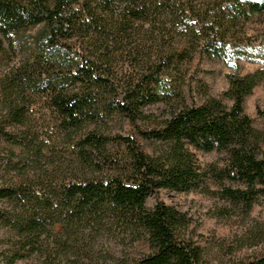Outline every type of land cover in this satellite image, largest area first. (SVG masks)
Listing matches in <instances>:
<instances>
[{"label":"trees","instance_id":"1","mask_svg":"<svg viewBox=\"0 0 264 264\" xmlns=\"http://www.w3.org/2000/svg\"><path fill=\"white\" fill-rule=\"evenodd\" d=\"M208 5L207 0H0V59L5 44L23 53L0 72V143L42 155L44 144L26 130L34 97L45 99L64 137L93 126L76 144L86 164L77 174L44 170L0 185L1 264L91 262L103 233H113L116 264H206L188 235L187 215L162 202L147 207L149 195L206 193L245 216L255 204L264 210V131L243 108L264 81V69L227 76L223 96L229 108L207 94L199 105H187L177 79L198 51L225 57V38L240 21L264 15V0ZM234 55L246 57L242 50ZM160 102L169 108L164 120L138 130L156 144L152 154L128 137L103 133L113 116L133 125L146 118V106ZM13 127L25 130L18 135L8 130ZM110 143L124 146L126 157L115 158L112 171L103 173L91 153L105 154ZM212 152L224 155L222 165L201 166L197 155ZM127 243L145 251L132 257L124 250ZM218 264H264V220L235 235L228 260Z\"/></svg>","mask_w":264,"mask_h":264},{"label":"rangeland","instance_id":"2","mask_svg":"<svg viewBox=\"0 0 264 264\" xmlns=\"http://www.w3.org/2000/svg\"><path fill=\"white\" fill-rule=\"evenodd\" d=\"M208 7L212 8V0ZM209 9V10H210ZM11 48L5 44V53L0 59V72L11 67L22 57V51L18 46ZM242 50L246 57H239L233 52ZM225 57L219 59L198 51L194 59L181 67V73L177 79L182 85V95L187 105H199L204 99V94L222 100L228 108L231 102L223 94L228 88L227 76H245L257 70L264 69V15H251L247 21H240L235 27L233 34L225 38ZM233 58V59H232ZM4 99L0 95V104ZM26 130H31L38 141L42 142L44 149L40 157H35L30 152L24 151L5 142L0 143V185L8 181H18L23 176L30 179L43 174L44 170H56L64 176L70 177L83 170L86 165L79 159L76 144L81 135L92 129L80 131L70 138L64 137L63 133L56 128L55 114L48 108L44 98L34 97L29 102ZM1 106V105H0ZM244 113L252 120L255 128L264 131V81L257 85L251 94L245 99ZM169 108L162 102L148 105L144 108L146 118L130 124L124 117L113 116L105 125L102 131L106 136L128 137L135 141L140 149L146 154H152L156 147L151 141L143 139L138 130L146 131L154 128L157 123L164 120ZM1 121V119H0ZM15 134H20L23 128H8ZM124 146L110 143L106 153L101 155L97 151L91 153L93 164H98L103 173L111 172L110 164L115 158L126 157ZM201 166L223 163V154L199 153L197 155ZM211 191L216 192L218 188L211 182L208 183ZM226 186H231L225 183ZM157 202L173 206L178 211L187 215L191 221L188 235L203 252L206 264H218L229 258V245L235 235L239 234L246 226L254 220H264L262 204H255L248 216H245L242 209L231 207L228 203L220 200L217 196L206 193H180L168 190H159L146 198L147 207H153ZM1 206V204H0ZM60 232V227L56 228ZM4 230L0 229V250H2ZM95 260L82 262L81 264H116L113 259L118 256L114 254L117 250L113 242V233H103L96 240ZM124 250L132 257L139 252L145 251L138 246L131 247L126 244ZM70 260V257L68 258ZM1 264V263H0ZM16 264H27L22 261ZM71 264V263H64Z\"/></svg>","mask_w":264,"mask_h":264}]
</instances>
